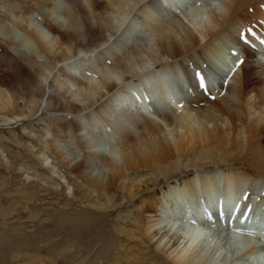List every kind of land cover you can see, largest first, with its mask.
Here are the masks:
<instances>
[{
  "label": "bare ground",
  "instance_id": "6f19581e",
  "mask_svg": "<svg viewBox=\"0 0 264 264\" xmlns=\"http://www.w3.org/2000/svg\"><path fill=\"white\" fill-rule=\"evenodd\" d=\"M0 6L15 22L7 28L0 20L8 46L0 45V112L15 114L5 120L13 124L46 110L51 120L36 134L44 140L39 160L50 165L52 155L74 177L70 192L97 206L113 205L118 191L136 200V223L172 264H219L223 252V264H247L250 257L262 263L255 259L264 258V241L235 231L249 201L228 216L229 227L220 207L231 214V201H242L243 192L264 197V170L226 163L253 145L264 165V0H0ZM173 10L177 15L166 17ZM180 16L197 21L190 20L192 28ZM238 46L236 60L221 58ZM44 54L50 63L29 58ZM37 66L38 80L30 83ZM194 69L204 85L211 79L210 88L200 91ZM186 78L194 97L160 109L184 92L179 82ZM26 86L30 98L17 101ZM90 122L105 133L83 135ZM140 171L146 174L136 177ZM185 190L190 198L179 195Z\"/></svg>",
  "mask_w": 264,
  "mask_h": 264
},
{
  "label": "rangeland",
  "instance_id": "374dc122",
  "mask_svg": "<svg viewBox=\"0 0 264 264\" xmlns=\"http://www.w3.org/2000/svg\"><path fill=\"white\" fill-rule=\"evenodd\" d=\"M197 5L193 8L196 12L193 13L194 16L201 10ZM170 6L175 7L172 4ZM118 16L124 17L125 14L120 12ZM144 19L152 18L144 16ZM180 19L192 28L191 21L196 20L188 16ZM0 20H3L7 28L15 23L11 14L1 6ZM261 26L264 27L262 24ZM253 34L254 31L250 28L249 35ZM230 44L232 43L226 42L224 45ZM0 45L8 48L1 40ZM239 48H227L230 53L228 58H221L231 61ZM29 58L38 62L43 59V63H50L46 54L41 59ZM223 66L227 68V64ZM38 69L37 66L30 76V83L38 80ZM16 98L19 102H25L30 98V89L26 86ZM161 109L164 110L162 107ZM43 110L45 109L38 108L33 117L13 124L5 120L15 114L0 112V264H172L163 253L155 250L142 233L143 223H136L139 218L138 209L133 206L136 200H126L118 191L111 208L105 204L102 206V202L97 206V203H91L69 191L68 186L73 187L75 179L52 155L50 165L42 164L39 157L45 151L44 140L37 139L36 134L42 135V124L51 120L46 117V110ZM39 117H43L44 121L38 120ZM255 148L253 145L248 146L245 153H235L226 163L242 162L250 168L253 166L256 172L264 170ZM216 164L210 162L211 166ZM217 165L221 164L218 162ZM143 173L145 171H140L135 176ZM161 185L162 183L158 184V187ZM262 195H257V202L264 198ZM222 223L229 227L226 220ZM132 235L138 237L132 238ZM227 238L229 237H224V242L228 241ZM205 252L207 253L206 250ZM218 258L219 264H223L224 252ZM251 260L250 257L247 264Z\"/></svg>",
  "mask_w": 264,
  "mask_h": 264
},
{
  "label": "snow or ice",
  "instance_id": "6c2138e0",
  "mask_svg": "<svg viewBox=\"0 0 264 264\" xmlns=\"http://www.w3.org/2000/svg\"><path fill=\"white\" fill-rule=\"evenodd\" d=\"M197 76L199 77V79H200V86L203 88V87H205V85H204V78L199 74V73H197Z\"/></svg>",
  "mask_w": 264,
  "mask_h": 264
},
{
  "label": "water",
  "instance_id": "95a60500",
  "mask_svg": "<svg viewBox=\"0 0 264 264\" xmlns=\"http://www.w3.org/2000/svg\"><path fill=\"white\" fill-rule=\"evenodd\" d=\"M257 262L260 263L261 262V259H255V263H257ZM250 264H253L252 260H251Z\"/></svg>",
  "mask_w": 264,
  "mask_h": 264
}]
</instances>
